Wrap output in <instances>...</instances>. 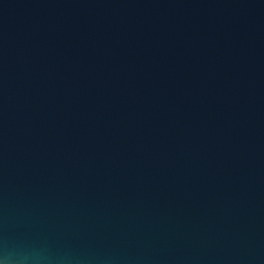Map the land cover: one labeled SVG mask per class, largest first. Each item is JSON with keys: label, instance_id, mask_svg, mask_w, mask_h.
I'll return each mask as SVG.
<instances>
[{"label": "water", "instance_id": "water-1", "mask_svg": "<svg viewBox=\"0 0 264 264\" xmlns=\"http://www.w3.org/2000/svg\"><path fill=\"white\" fill-rule=\"evenodd\" d=\"M0 264H264V0H0Z\"/></svg>", "mask_w": 264, "mask_h": 264}]
</instances>
